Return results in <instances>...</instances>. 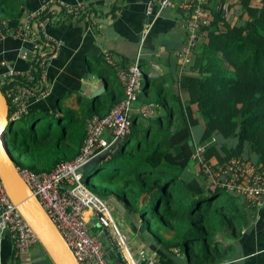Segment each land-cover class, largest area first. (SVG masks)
<instances>
[{"label":"trees","instance_id":"trees-1","mask_svg":"<svg viewBox=\"0 0 264 264\" xmlns=\"http://www.w3.org/2000/svg\"><path fill=\"white\" fill-rule=\"evenodd\" d=\"M23 5L24 0H0V22L17 15ZM232 6L238 8L233 24L212 8L211 19L201 28L200 47L175 81L179 92L166 87L161 75L144 76L136 101L152 105L153 113L131 112L129 131L107 151L109 157L103 154L93 169L82 173L90 191L103 199L114 195L126 212L139 217L156 244L167 252H184L194 264L227 260L233 245L217 235L238 234L255 211L244 197L186 174L195 145L211 137L234 140L230 147L215 140L202 156L216 165L246 155L249 147L256 155L254 163L264 168V0H238ZM117 8L112 6V18ZM83 17L59 11L50 23L59 26ZM85 66L89 76L102 80L100 94H79L77 109L64 108L60 102L54 111L28 108L6 128L7 151L17 167L50 172L58 162L74 158L85 140L86 121L108 114L123 98L122 84L103 55L86 60ZM34 73L38 75V69ZM15 83L32 87L24 77L14 76L0 89L4 92ZM7 101L12 115L13 105ZM200 120L203 129L195 139L192 127ZM92 231L97 233L98 228ZM98 237L112 264L119 255L106 234Z\"/></svg>","mask_w":264,"mask_h":264},{"label":"built area","instance_id":"built-area-1","mask_svg":"<svg viewBox=\"0 0 264 264\" xmlns=\"http://www.w3.org/2000/svg\"><path fill=\"white\" fill-rule=\"evenodd\" d=\"M229 6L228 1L222 0H148L141 42L146 38L153 20L165 11L176 9L182 14L181 26L186 32L185 45L177 54L180 63H183L189 60L191 49L196 48L202 33L201 28L206 26L212 17V8L221 11L222 16L227 18ZM59 11L71 18L81 14H84L85 18L90 17L82 3L68 4L61 0H49L28 13L25 21L13 29H9L5 21L0 22V38H23L30 46L27 69L16 71L9 67L0 72V85L7 78L14 76L24 77L32 83V87L15 83L4 89L3 94L14 108L13 114H8L11 120L28 111L31 99H41L48 93L47 66L57 56L64 40L50 36L46 25ZM103 60L112 66L122 84L124 96L120 102L108 114L93 115L86 121L85 140L74 158L58 162L50 172L17 167L26 189L35 195L79 264H108L98 234L104 233L111 243H118V228L109 205L87 188L82 181V173L87 165L90 166L87 170L95 167L94 159L97 154L102 153L109 157L107 151L116 140L128 133V117L141 92L144 78L138 53L126 65L109 51L103 53ZM35 69H38V75L34 73ZM37 87L40 88L38 91L35 89ZM146 106L141 112L151 115L152 105ZM214 140L215 138L211 137L204 143L196 144L192 155L193 162H196L210 179L209 184L244 197L245 203L255 209L264 206V168L246 161L241 156H232L221 164L207 163L202 153ZM92 219L95 223L91 222ZM93 227L98 228L97 233H93ZM2 234H7L11 239L14 261L40 243L37 233L9 198L0 180V235ZM127 264L137 262L131 257Z\"/></svg>","mask_w":264,"mask_h":264},{"label":"crops","instance_id":"crops-1","mask_svg":"<svg viewBox=\"0 0 264 264\" xmlns=\"http://www.w3.org/2000/svg\"><path fill=\"white\" fill-rule=\"evenodd\" d=\"M49 0H24L19 13L5 20L9 29L15 28L27 18V14ZM68 4L82 3L92 12L91 18L65 21L59 26L46 25V31L54 38L64 40L57 56L46 70L48 93L41 99H31L28 108L50 109L58 102L64 108L77 109L78 95L91 97L100 87L99 78L88 75L85 61L102 57L109 51L126 65L137 53L140 66L146 77L161 75L165 86L179 92L176 79L179 74L178 52L186 42V33L181 26L182 14L176 9L165 11L152 21L146 38L141 42L145 23V8L148 0H61ZM117 5L112 18V6ZM141 42V44H140ZM141 46V47H140ZM29 43L23 38L5 36L0 38V72L11 67L24 71L29 66ZM1 62H4L2 65ZM186 98L185 94L180 93ZM140 101L133 105L132 112L140 111ZM200 123V121H199ZM200 135V134H199ZM198 135V137H199ZM197 137V138H198ZM197 139L196 137H194ZM198 176V175H197ZM200 178V177H199ZM202 179V178H200ZM109 205L119 233L118 243H111L119 260L127 264L131 257L137 264H194L184 252H167L144 232L139 217L125 211L114 198H101ZM246 223L238 234L222 232L217 235L233 249L227 260L217 264H264V206L249 213ZM92 220L91 222H93ZM150 261V262H148ZM0 264H55L41 243L29 253L13 260V247L7 234L0 235Z\"/></svg>","mask_w":264,"mask_h":264},{"label":"water","instance_id":"water-1","mask_svg":"<svg viewBox=\"0 0 264 264\" xmlns=\"http://www.w3.org/2000/svg\"><path fill=\"white\" fill-rule=\"evenodd\" d=\"M102 92V88L94 95ZM93 95V96H94ZM13 120L8 115V101L0 89V180L9 198L37 233L40 243L55 264H79L65 239L39 203L34 194L28 192L17 166L7 151L5 131ZM189 144L192 141L189 140ZM90 166L87 165L85 169ZM112 264H123L116 259Z\"/></svg>","mask_w":264,"mask_h":264},{"label":"rangeland","instance_id":"rangeland-1","mask_svg":"<svg viewBox=\"0 0 264 264\" xmlns=\"http://www.w3.org/2000/svg\"><path fill=\"white\" fill-rule=\"evenodd\" d=\"M233 1H238V0H228V2L230 3L229 5V8H230V11L228 12V15H227V18L226 19H228V20H230V22L233 24L235 21H236V19H237V10H238V8L236 9V7H233L232 6V2ZM203 34L204 33H201L199 36H200V39H199V41H198V44H197V46H196V48H194L193 50L191 49V55H190V58H189V60H185V61H183V63H180L179 64V71L180 72H183L184 71V69L188 66V64H190L191 62H192V60H193V54H194V51L196 50V49H198V47H200V44H201V42H202V40H203ZM99 85H100V87L102 86V80L101 79H99ZM182 97V96H181ZM184 100L186 99L185 98V96L183 95V97H182ZM140 105H142V104H140ZM146 105H142V106H140V111L139 112H141L142 110H145L146 109ZM153 113V112H152ZM202 129H203V123H202V121L200 120V123L198 124V125H196V126H194V127H192V132H193V136L194 137H198V135L201 133V131H202ZM215 140H217V142H219V144H223V145H225L226 147L227 146H232L233 144H234V140H218L217 138L215 139ZM215 140L213 141V142H215ZM245 153H246V155H244V156H241L242 158H244L246 161H248V162H256V155L254 154V153H252L251 152V150L249 149V147H246V150H245ZM101 158H103V154L102 153H99V154H97L96 156H95V159L94 160H98V159H101ZM24 164H25V162H23ZM94 163H96V161H94ZM186 174H188V175H190V176H197L198 178L200 177V178H202V180L204 181V182H206V183H211L210 182V179L202 172V170H200V167L198 166V164L196 163V162H193V160H191L190 161V163H189V165H188V168L186 169ZM199 178V179H200ZM101 187H102V189H104L103 187H104V185L102 184L101 185ZM112 196V198H114V199H116L117 200V198L114 196V195H111ZM145 227H147V225H148V222L146 221L145 222Z\"/></svg>","mask_w":264,"mask_h":264}]
</instances>
